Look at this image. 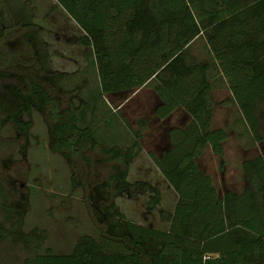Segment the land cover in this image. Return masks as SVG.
I'll use <instances>...</instances> for the list:
<instances>
[{"label":"trees","instance_id":"1","mask_svg":"<svg viewBox=\"0 0 264 264\" xmlns=\"http://www.w3.org/2000/svg\"><path fill=\"white\" fill-rule=\"evenodd\" d=\"M55 1L82 30L77 42L90 47L96 96L124 95L154 79L152 89L160 99L155 116L164 118L177 107L188 114L185 124L167 129L166 150L148 153L176 198L171 211L159 209L165 221L159 228L126 219L110 199L114 191L147 190L152 192L147 207L159 201L156 187L126 179L139 147V126L130 146L103 149L109 160L120 161L112 163L110 184L103 182L106 198L93 209L103 228L95 237L79 236L69 252H39L44 231L21 230V210L13 208L0 184V264H264V157L257 153L241 160L243 186L238 192L225 189L219 194L210 175L199 168L196 157L206 144L213 154L223 155L227 133L210 126L209 63L195 60L186 48L203 34L243 126L253 141H263L264 0ZM31 27L29 22L26 33ZM5 45L0 36V77L12 73L20 82L0 85V137L9 129L14 137H23L28 121L20 115L34 106L48 117L51 148L67 160L82 156L85 142L93 148L97 143L89 125H79L85 122L86 101L74 104L67 97V105H60L63 96L52 83L45 84L34 57L28 61L36 69L28 71V61L22 65ZM138 122L144 125L145 120Z\"/></svg>","mask_w":264,"mask_h":264},{"label":"rangeland","instance_id":"2","mask_svg":"<svg viewBox=\"0 0 264 264\" xmlns=\"http://www.w3.org/2000/svg\"><path fill=\"white\" fill-rule=\"evenodd\" d=\"M29 22L34 27L26 33ZM81 33L55 0H0V36H4L5 46L22 62L28 61L30 55L34 57V62L43 68L39 75L44 77L45 84L52 83L63 96L60 105H67V97L74 104L86 101L85 122L79 125H89L97 143L89 148L85 142L80 152L82 156L76 154L67 160L51 148L48 117L34 106L20 115L28 121L23 137L17 134L14 137L11 129L1 134L0 184L13 208L21 210V230L35 227L44 231L39 252H69L79 236L95 237L102 230L103 219L94 215L93 209L99 207L96 201L106 198L103 182L110 184L112 163L120 164L119 159L109 160L103 149L109 145L122 149L130 146L134 140L133 130L139 126L142 127L137 139L139 147L130 158L126 179L147 181L158 189L159 201L154 207H147L146 200L152 193L147 190L132 194L125 190L114 191L110 199L126 219L159 228L165 226V221L158 216L159 209L171 211L176 198L148 153L158 155L156 146L168 143L167 129L186 123L185 112L177 107L164 118L155 116L154 107L160 99L152 89L154 79L124 95L101 93V97L96 96V73L89 62L93 55L90 47L77 42ZM186 48L195 60L209 63L206 76L213 101L210 126L222 127L227 133L222 144L223 155L203 151L200 168L210 175L219 194L225 189L238 192L243 186L240 162L257 153L264 157V140L253 141L243 126L203 34L196 35ZM35 69L28 61L26 70ZM7 81L15 84L20 79L12 73L8 78L0 77V85ZM222 100L225 102H220ZM139 118L145 120L144 125L138 122Z\"/></svg>","mask_w":264,"mask_h":264},{"label":"crops","instance_id":"3","mask_svg":"<svg viewBox=\"0 0 264 264\" xmlns=\"http://www.w3.org/2000/svg\"><path fill=\"white\" fill-rule=\"evenodd\" d=\"M189 43V42H188ZM188 45V44H187ZM142 86H140V87H138V89L139 88H141ZM136 90H137V88H136ZM152 94H154V92H152ZM150 95L151 97H153V95ZM148 95V94H147ZM154 98H156V95L154 94ZM155 100V99H154ZM221 100V99H220ZM219 101V100H218ZM184 117V119H186V120H188V114L187 113H185V115H183ZM161 119V118H160ZM186 120H185V122H186ZM176 126H182L183 124H181V125H179V124H175ZM226 139V138H225ZM224 139V140H225ZM223 140V141H224ZM223 141H222V144H223ZM168 143H167V145L166 146H156L157 147V149H158V151H157V153L158 154H160L162 151H164V150H166L167 148H168ZM203 151H205V152H208L209 151V153L212 155L213 153L210 151V148H209V145H205L203 148H202V151H201V153H200V155L199 156H197L196 157V162H197V165L199 166V168H200V163H201V161H200V156L203 154ZM214 156V155H213ZM213 159V158H212ZM201 169V168H200Z\"/></svg>","mask_w":264,"mask_h":264}]
</instances>
